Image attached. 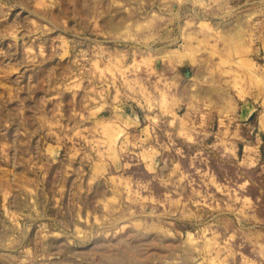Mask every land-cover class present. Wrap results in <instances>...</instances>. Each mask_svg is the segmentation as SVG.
Returning <instances> with one entry per match:
<instances>
[{"label":"rangeland","instance_id":"rangeland-1","mask_svg":"<svg viewBox=\"0 0 264 264\" xmlns=\"http://www.w3.org/2000/svg\"><path fill=\"white\" fill-rule=\"evenodd\" d=\"M0 264H264V0H0Z\"/></svg>","mask_w":264,"mask_h":264}]
</instances>
